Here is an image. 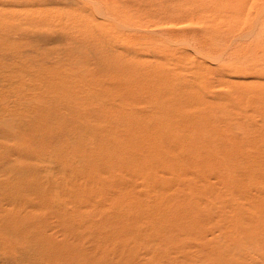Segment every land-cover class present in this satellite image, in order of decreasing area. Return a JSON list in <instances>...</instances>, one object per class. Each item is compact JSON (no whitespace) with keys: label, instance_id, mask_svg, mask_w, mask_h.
Listing matches in <instances>:
<instances>
[{"label":"rangeland","instance_id":"obj_1","mask_svg":"<svg viewBox=\"0 0 264 264\" xmlns=\"http://www.w3.org/2000/svg\"><path fill=\"white\" fill-rule=\"evenodd\" d=\"M0 264H264V0H0Z\"/></svg>","mask_w":264,"mask_h":264},{"label":"bare ground","instance_id":"obj_2","mask_svg":"<svg viewBox=\"0 0 264 264\" xmlns=\"http://www.w3.org/2000/svg\"><path fill=\"white\" fill-rule=\"evenodd\" d=\"M61 95H62V93H61ZM61 95H59V96H61ZM148 95H149V93L147 94V97H148ZM63 99H64V102H63ZM91 100H92L91 96H89V95L85 96V98H84V101L86 102V105H88V106H90ZM66 102H67V100H66ZM179 104H180V102H176V103L173 102L172 104L169 105V107L170 108H174V106H177ZM160 105H162V102L159 103V106ZM68 107H69V105L65 103V98L64 97L63 98L60 97V100L55 104V109L53 111V115L51 116V118L42 119L41 122L43 124L40 122V125H36L35 126L37 128H38V126H40V127L46 126V125L50 126L51 124H53V122H55L56 126H55L54 129L57 128L58 131L55 132V134L52 136V138L50 140L52 142V146H57L56 144L53 143L54 140L61 139L63 134H65L66 136L70 135L69 133H71V135L75 138L73 140V142L76 141V144H77V146L75 148L76 152L78 151V149H79V147L81 145L86 144L88 142H92L95 138H97L99 140V143H100L99 145L100 146L101 145L104 146L103 148L108 146L109 141L112 142V138L110 136H106V135H103V133L98 132L97 129L94 127V125H92V124L89 125L90 123L88 125L84 126V127H80L78 125L77 126L76 125H72V123L67 122L66 120L65 121H60L58 119L59 116H63L65 114H68V110H66V109H68ZM165 111H168V110H165ZM168 121H170L169 117H167V122ZM116 129L118 130L119 128L115 127V130ZM61 133H63V134H61ZM136 136H137V134H135V133L129 134L126 137L125 146L123 148L129 147L133 143V140L136 139ZM170 137H171L170 140L174 142V131L172 132ZM73 146H74V144H73ZM33 148H34V146H33ZM35 152H36V154H38L40 152L43 153V151L40 150V147H38V150L35 149L33 154ZM121 152H122L121 148H117L116 146H113V145L109 146V149L106 152V154H108V159H107L108 164H107V167L105 168L106 169L105 172H100V171H98L96 169V167L95 168L92 167V165L89 162L88 155H86V154L80 155V157L77 160V164L79 165L77 167V172H78V174L81 175V176L80 175L79 176L81 177V179H83V181H92L94 178H98L99 177L98 175H100V174H104L105 175L106 173H111V172L117 171L119 169L118 167H121V168L125 167V165L122 162L123 154H121ZM51 164H52V166H55L56 168H60L59 174L63 173L62 172L63 171L62 167H64V164L59 163L56 160H54ZM60 176H63V175H60ZM150 178H151V175H150ZM61 185L63 186L62 182H61ZM53 186L56 187L55 184H53L51 182L49 183V182H46L45 180L42 181V180H40L38 178H33V175H31L30 172H27V174L25 176L19 178V182L17 183V188L14 190V192L17 191L18 188H19V190L16 193L18 195L24 196L23 195L24 193L28 194L30 191L33 192L32 190H37V191H41L43 193V195L46 194L45 196H47L49 194L51 197H54V196H56L55 193L57 191H52L53 190L52 189ZM22 188H24V189H22ZM60 194H62V193H60ZM19 200H17V201L19 202ZM26 200H28V201L26 202ZM61 200L62 199H60V198L56 199L55 205H59L61 207V205H62ZM44 202H45V199L35 202V201H31V199L22 198L21 202L18 203V206L22 207V206H24L27 203L28 204H32L33 207H34V205L35 206H41L42 204H44ZM13 217H15V216H13ZM12 219H14V218L9 217L8 218L9 222L13 221ZM30 219L31 220H35V219H32V218H30ZM20 221H21L20 223H22L23 226H25V227L28 226L27 218L20 219ZM23 253H26V252H23ZM40 254L42 255V258L46 256V253L40 252Z\"/></svg>","mask_w":264,"mask_h":264}]
</instances>
